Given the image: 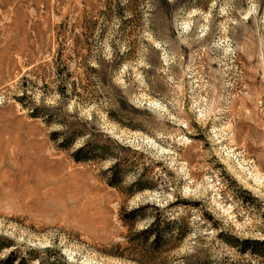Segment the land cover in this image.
Returning a JSON list of instances; mask_svg holds the SVG:
<instances>
[{
	"label": "rangeland",
	"instance_id": "rangeland-1",
	"mask_svg": "<svg viewBox=\"0 0 264 264\" xmlns=\"http://www.w3.org/2000/svg\"><path fill=\"white\" fill-rule=\"evenodd\" d=\"M0 125V264H264V0H0ZM28 150L77 201L1 199Z\"/></svg>",
	"mask_w": 264,
	"mask_h": 264
},
{
	"label": "bare ground",
	"instance_id": "bare-ground-1",
	"mask_svg": "<svg viewBox=\"0 0 264 264\" xmlns=\"http://www.w3.org/2000/svg\"><path fill=\"white\" fill-rule=\"evenodd\" d=\"M0 150V162H9V161H18L16 158L18 152L12 148V145H6L1 143ZM33 151V150H32ZM35 151L32 153L27 151V158L23 160L24 172L22 171L21 175V184L12 183L10 190L8 191V195L6 198L1 197L5 201H9L10 204H13L14 207L25 210H33L36 209V205L39 203H35L37 200H42L45 202H52V198L58 196L67 188L68 191L71 190V183L73 180L64 179L63 169L61 167L58 168H48L47 170L42 167H37L35 163L36 156L34 157ZM4 160V161H3ZM3 161V162H2ZM11 163V162H10ZM3 167V166H2ZM0 176L2 178L9 177L14 179L16 177V170L8 168H2ZM76 194H72L71 190L70 198L73 201H77L78 192L77 188L73 189ZM92 204L90 202L84 203V208H90ZM48 209L44 206V210Z\"/></svg>",
	"mask_w": 264,
	"mask_h": 264
},
{
	"label": "trees",
	"instance_id": "trees-1",
	"mask_svg": "<svg viewBox=\"0 0 264 264\" xmlns=\"http://www.w3.org/2000/svg\"><path fill=\"white\" fill-rule=\"evenodd\" d=\"M83 152V147H79L74 154L72 155V158L74 160H84V159H88L90 154H86L85 152L83 154H81ZM115 167L114 163L112 166H110L108 169L113 170V168ZM116 176L114 175V178H110L107 180L108 184L111 186H115L116 185ZM134 185L137 186V188H141L142 186H139V182L138 179H136L134 181ZM141 207L137 206L135 208H131L129 210H123L122 214L120 215V220L122 221V223L124 224H132L135 222V220L140 219L143 217L144 214H142L140 212ZM158 218H160V216H153L151 218V221L149 222V224L142 230L139 231V233H137L138 235L143 236V238H147V237H152L151 238V242L155 243L159 240V238H163V232L166 231V234H169V232L171 231V226L173 224H176L175 221H169L166 220V222H164L161 226V228H159L158 225ZM180 227V226H179ZM174 228L176 229L175 234L173 233L174 236L177 237H181L184 234L187 233V230L185 229L184 226H181V228ZM172 235V234H171ZM228 244H232V242H226ZM240 243L242 244V246L240 247L241 251H247L249 253H255L254 251H258L255 250L254 248H252L251 246H248L247 244H260V245H264V238H262L261 240L255 239V240H250V239H243L240 241ZM153 250V248H151ZM261 255L264 254V250H260ZM11 258L12 257H8L7 261L11 262ZM40 262H38L37 264H39Z\"/></svg>",
	"mask_w": 264,
	"mask_h": 264
},
{
	"label": "crops",
	"instance_id": "crops-1",
	"mask_svg": "<svg viewBox=\"0 0 264 264\" xmlns=\"http://www.w3.org/2000/svg\"><path fill=\"white\" fill-rule=\"evenodd\" d=\"M0 127H1V125H0Z\"/></svg>",
	"mask_w": 264,
	"mask_h": 264
}]
</instances>
